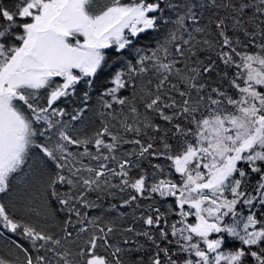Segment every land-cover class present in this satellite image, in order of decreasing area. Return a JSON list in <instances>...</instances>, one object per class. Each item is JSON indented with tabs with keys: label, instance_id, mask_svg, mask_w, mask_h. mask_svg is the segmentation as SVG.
<instances>
[{
	"label": "snow or ice",
	"instance_id": "1",
	"mask_svg": "<svg viewBox=\"0 0 264 264\" xmlns=\"http://www.w3.org/2000/svg\"><path fill=\"white\" fill-rule=\"evenodd\" d=\"M0 264H264V0H0Z\"/></svg>",
	"mask_w": 264,
	"mask_h": 264
},
{
	"label": "trees",
	"instance_id": "2",
	"mask_svg": "<svg viewBox=\"0 0 264 264\" xmlns=\"http://www.w3.org/2000/svg\"><path fill=\"white\" fill-rule=\"evenodd\" d=\"M125 148H129V146H125ZM109 202H111V203H118V201L117 200H110V201H103V203L104 204H107V203H109ZM127 211H130V209H126ZM95 214V213H94Z\"/></svg>",
	"mask_w": 264,
	"mask_h": 264
}]
</instances>
